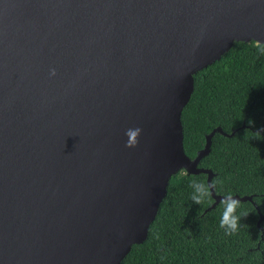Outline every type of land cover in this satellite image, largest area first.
Returning a JSON list of instances; mask_svg holds the SVG:
<instances>
[{
    "label": "water",
    "instance_id": "water-1",
    "mask_svg": "<svg viewBox=\"0 0 264 264\" xmlns=\"http://www.w3.org/2000/svg\"><path fill=\"white\" fill-rule=\"evenodd\" d=\"M251 40L264 0H0V264H122L172 175L211 185L199 163L228 133L192 159L182 112L195 73Z\"/></svg>",
    "mask_w": 264,
    "mask_h": 264
},
{
    "label": "trees",
    "instance_id": "trees-1",
    "mask_svg": "<svg viewBox=\"0 0 264 264\" xmlns=\"http://www.w3.org/2000/svg\"><path fill=\"white\" fill-rule=\"evenodd\" d=\"M253 41H234L220 59L195 73L194 91L182 112L184 148L192 159L213 129L228 133L214 134L199 166L214 173L217 194L252 195L240 200L236 212L248 215L227 235L220 227L222 200L212 207V193L202 204L191 198L192 179L208 183V174L185 176L187 171L180 170L170 179L147 239L133 245L122 264H264V218L259 224L264 216V53Z\"/></svg>",
    "mask_w": 264,
    "mask_h": 264
},
{
    "label": "clouds",
    "instance_id": "clouds-1",
    "mask_svg": "<svg viewBox=\"0 0 264 264\" xmlns=\"http://www.w3.org/2000/svg\"><path fill=\"white\" fill-rule=\"evenodd\" d=\"M255 47L259 50L260 53H264V43H262L259 40H254ZM55 73L53 72V75ZM141 133V129L135 128V129H128L126 132V135L128 137L127 147H134L138 142V137ZM257 135H259L257 133ZM184 175H187V172L184 173ZM217 184V181L213 180L212 184L209 185L208 183L199 182L195 178L191 181V187L194 189L192 200L196 204H202L206 200L211 201L212 195L210 188H215ZM225 199L221 201V205L224 207V211L222 214V219L220 221V227L225 229V232L227 235H232L238 230L239 222L241 219V216H247L248 213L244 212L240 215H237V209L241 207V201L238 199H233V194L231 192L226 193Z\"/></svg>",
    "mask_w": 264,
    "mask_h": 264
}]
</instances>
